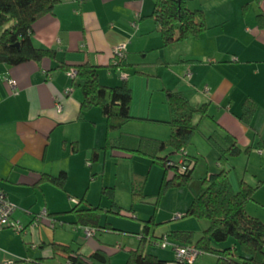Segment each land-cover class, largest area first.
<instances>
[{
    "label": "crops",
    "instance_id": "obj_1",
    "mask_svg": "<svg viewBox=\"0 0 264 264\" xmlns=\"http://www.w3.org/2000/svg\"><path fill=\"white\" fill-rule=\"evenodd\" d=\"M189 7L203 10L208 29L197 38L165 47L151 17L153 0H58L53 12L33 24L35 45L56 50V58L46 57L19 65L0 63V189L17 206L13 219L25 227L23 232H17L0 225V264H32L36 259L56 256L67 262L66 255L55 252L54 243L69 245L83 255L99 248L107 250L98 233L88 237L84 226L72 224L73 214L72 227L68 228L71 243L56 230L57 225L65 229V221H61L60 215L71 211L57 206L60 202L65 203L61 199L62 193L69 201L81 193L80 180L75 185L72 181L79 179V171L85 169L88 174L86 160L89 153L103 147L106 139L104 114L101 130L92 115L93 108L80 117L83 81L79 77L71 78L66 67L75 68L89 62L99 67L101 84L118 86L129 81L132 90V76L125 80L120 72L125 71V66L136 65L140 68L137 72L161 78L163 85L147 80L145 89L141 88L147 107L142 111L131 109L133 116L168 120L170 109L161 90L170 89L183 92L196 107L209 104L208 117L215 123L211 126L209 120L203 119L201 137L220 131L219 125L234 135L242 148L255 145L258 135L264 138L261 127V116L264 115V94L261 93L264 88V25L259 20V15L264 20V0H192ZM124 41L127 42V57L120 71L114 64L113 50ZM176 61L184 62L173 66L182 78L181 74L168 70L170 77L161 69L165 68L163 64L171 66ZM10 79L16 82L15 89L8 83ZM247 97L258 104L252 128L240 120L242 104ZM200 118L197 113L194 122L198 123ZM148 127L150 134L146 135L149 137L165 140L169 134L168 127ZM74 146L76 151L72 150ZM82 148L86 153L83 159L80 158ZM259 150L264 153V149ZM114 153L140 160L138 156L130 157L121 151ZM189 154L188 157L194 156V153H191L193 156ZM175 161L187 162L182 156ZM216 162L212 172L220 170ZM61 171L67 172L65 186L60 188L63 191L53 183L40 181L44 174L57 176ZM135 172L144 174L133 169L132 175ZM248 183L258 186V190L264 186V179L256 184ZM86 201L106 208L101 203ZM80 202L75 206L82 208ZM262 205L264 208V203ZM43 209L60 221L55 227L47 221L33 223ZM100 226L104 225L100 222ZM170 231L157 237H167ZM75 232H81L82 236L77 239ZM168 240L181 245L171 238ZM219 246L227 247L230 243ZM154 255L166 261L174 258L173 254L166 258L158 253Z\"/></svg>",
    "mask_w": 264,
    "mask_h": 264
},
{
    "label": "trees",
    "instance_id": "obj_2",
    "mask_svg": "<svg viewBox=\"0 0 264 264\" xmlns=\"http://www.w3.org/2000/svg\"><path fill=\"white\" fill-rule=\"evenodd\" d=\"M57 1L0 0V63L19 65L31 60L40 61L46 57L56 58V50L35 45L33 24L53 12ZM153 1L154 9L151 17L155 21L156 30L162 36L163 46L197 38L208 29L203 10L189 7V2L192 0ZM262 17L259 15V20L261 25H264ZM125 59L119 64L120 67L125 65ZM119 65L116 64V68ZM71 67L66 68L70 70ZM75 68L77 77L83 81L80 117L83 118L93 107H100L106 118L104 145L93 149L91 159L98 160L101 152L121 151L130 157L141 155L159 163L165 168V172L157 195V203L168 188L190 186L194 179L193 166L184 162V166L181 167L172 156L176 153H186V149L193 143L194 136L201 131V121L208 116L209 104L196 107L183 92L166 89L170 118L166 121H156L171 127V135L167 140L131 133H121L118 137L111 138L109 136L111 131L120 130L134 118L131 114L133 96L130 86L127 82L118 86L101 84L99 67L89 62L77 65ZM257 109L258 104L254 99L250 97L245 99L240 115L244 125L252 128V120ZM197 113L201 118L195 123L194 116ZM205 137L217 152L220 170L202 177L201 189L194 195L184 217L205 219L209 223L197 240L194 239L193 231L187 230H172L167 233V237L178 241L181 245L193 244L203 253L216 255V264H264V220L247 210V204L253 200L258 186L251 185L242 178L239 187L235 188L229 177L230 169H226L227 162L238 157L243 150L237 138L231 133L215 130ZM252 147H248L247 151ZM258 147L264 149V139L259 141ZM72 150L76 151V146ZM169 160L174 164L168 166ZM169 169L173 170L171 177L167 175ZM66 180V171H61L57 176L44 174L40 179L53 183L59 188H64ZM147 180L146 174L133 173L131 181L133 205L130 210H134L136 203L148 201V195L145 193ZM103 210L100 205L88 204L82 208L75 206L70 211L74 218L72 224L100 228ZM117 211L121 212L119 209ZM144 222L139 246L129 250L126 264H167L168 261L144 251L143 245L149 237L156 240L165 237L156 238L154 235L157 223L153 221V216ZM102 227L108 229L109 223ZM231 238L234 239L232 245L219 246L221 243L229 242ZM53 246L55 252L66 255L68 264L111 262L112 254L105 248L83 255L73 251L66 244L54 243ZM32 264L51 263L48 258H39Z\"/></svg>",
    "mask_w": 264,
    "mask_h": 264
},
{
    "label": "rangeland",
    "instance_id": "obj_3",
    "mask_svg": "<svg viewBox=\"0 0 264 264\" xmlns=\"http://www.w3.org/2000/svg\"><path fill=\"white\" fill-rule=\"evenodd\" d=\"M183 63L184 62L176 61L171 66L163 64L162 66L165 68L161 69L171 77V74L167 71L169 70L174 74H181L180 72H177V69L173 70V66L176 67ZM124 69L125 71L122 70V73H125L128 78L129 75L132 76L130 81L134 84V88H132L133 100L131 109L132 111H135L134 108L142 111L147 106L146 100H143L142 98L141 88L145 89V84L148 79L152 80L151 84L152 82L162 83L161 86L163 85V80L157 77H148L146 74L137 72V69L140 68L136 65L125 66ZM112 71L115 72V69ZM182 77L181 74V78ZM162 91L164 94L163 96H165V100L167 101L166 91L161 90V92ZM157 92L158 90L156 93ZM261 93L262 95L264 94V88ZM167 107H169L168 103ZM92 112V115L96 117L97 126L101 130L104 127V123L101 119L103 116L102 110L100 107H93ZM88 118H90V115ZM204 120H209L208 124H211V126L215 123L208 116L204 118ZM90 124L93 125L94 123L90 122ZM154 125L162 126L164 128L168 127L169 134L165 140L170 137L171 127L168 124L150 118H138L135 116L133 119L129 120L122 129L111 131L109 136L111 138L118 137L121 131L124 133L125 131H129L128 133L131 134L147 136L146 134H150V132H148L150 131V127L148 126ZM217 126L218 130H220L219 132H227L221 126ZM132 127L138 128L139 130L133 129ZM261 127L264 128V115L261 116ZM200 134L201 131L197 132L196 136H194L193 143L186 149V153H176L172 156L174 161L179 160L182 156L187 161L186 163L194 167V179L191 185L168 188L164 194L161 195L158 203L157 195L160 191L165 168L157 162H152V159L145 156L136 155L140 158V160H137L130 159L126 155H117L114 152L109 151L107 153H101L99 160H92V153H89L88 160H86V164L89 166L88 174L84 172L85 169L82 172L79 171V179L76 178L72 181L73 185H75L77 184V181L80 180L81 193L75 196L74 200L71 201H69L67 195L62 193L61 199L65 201V203L60 202L57 206L63 210L70 211L77 203H79V201H81V207L87 206L88 204L86 200L93 203H101L103 206H106L102 211L101 223L102 225H106V223L109 222V230L100 227L97 228V233L98 237L106 244L105 246L108 252L112 253L111 262L109 264H126L129 250L136 248L140 243L142 237L141 231H143L145 224L144 221L150 219L152 216L153 221L157 223L154 232L156 238L170 230H187L193 231L194 239L197 240L202 235L203 230L207 227L209 223L208 220H198L194 217H184V215L186 214L195 193L201 189L202 177L212 172V169L216 167V161L218 160L216 150L207 139L201 137ZM256 137L255 145H253L250 151H247V148L241 147L243 150L242 153L238 157L230 159L226 164V169H230L229 177L235 188L239 187L242 178L253 184H256L260 179H264V153H261L259 149L262 148L258 147L259 141L264 138H261L259 135ZM81 151L82 154L80 155V158L83 159L86 157L85 149L82 148ZM188 153L192 156L193 154L191 153H194V156H189V158L187 155ZM184 162L181 163V167L184 166ZM133 169H139L148 176L145 186V193L148 195V201L145 203H136L134 205V210H130L133 205L131 191V175ZM172 174L173 170L169 169L167 173L168 177H171ZM56 188L60 189L59 187ZM103 190L105 192H103ZM255 198L256 201L261 202V204L256 203L254 200ZM262 203H264V186L256 190L253 200H250L247 204V210L249 213L259 215L264 220V208ZM118 209L121 212H118ZM178 214H180L181 217H178ZM60 216L62 217L61 221H65L64 226L67 231L64 227L57 225V233L67 239L68 243H71V233L68 231V228L72 227L70 224L72 213L65 212ZM57 222L59 223L60 221L57 219ZM49 225L51 226V224ZM9 229L12 230V228ZM80 236H82L81 232H77V239ZM160 241V239L156 240L149 237L143 245L144 251L150 254L158 253L161 257L165 258L170 257L172 254L174 255V253H172L174 252L173 248L170 246L168 248H162L159 245ZM233 242L234 239L231 238L229 243L231 244ZM49 261L52 264H68L61 256L51 258ZM216 262L217 260L213 254L202 252L192 264H216Z\"/></svg>",
    "mask_w": 264,
    "mask_h": 264
},
{
    "label": "built area",
    "instance_id": "obj_4",
    "mask_svg": "<svg viewBox=\"0 0 264 264\" xmlns=\"http://www.w3.org/2000/svg\"><path fill=\"white\" fill-rule=\"evenodd\" d=\"M127 57V42H120L118 45L115 46L113 50V59L114 64L117 66ZM121 71V67H117ZM68 75L75 79L77 77V70L76 68H72L68 70ZM122 79H127L128 76L125 73L120 72ZM13 89L16 88V82L12 79L8 80ZM173 161L169 160L167 165H173ZM17 209V206L8 199L4 191L0 189V225L4 228H12L17 232H23L25 227L19 222L13 219V215ZM178 217H181L178 214ZM43 221L49 222L52 227H55L57 224V219L52 216L48 210L43 209L39 214H37L35 220L33 221L34 224L41 223ZM85 234L86 236H95L97 234V228L95 227H85ZM161 247L165 248L167 246H171L174 250V258L167 262V264H187V263H194L198 256L202 253L195 245L193 244H186L180 245L171 243L168 238L165 236L160 241L159 244Z\"/></svg>",
    "mask_w": 264,
    "mask_h": 264
}]
</instances>
